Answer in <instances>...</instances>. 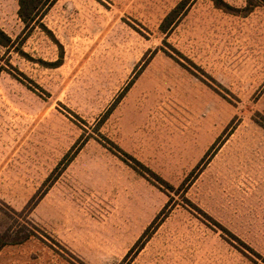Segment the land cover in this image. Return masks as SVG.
Returning <instances> with one entry per match:
<instances>
[{
	"label": "rangeland",
	"instance_id": "rangeland-1",
	"mask_svg": "<svg viewBox=\"0 0 264 264\" xmlns=\"http://www.w3.org/2000/svg\"><path fill=\"white\" fill-rule=\"evenodd\" d=\"M180 1L59 0L43 21L51 33L20 45L30 58L0 47V235L34 233L0 264L264 255V8L243 17L197 0L163 34ZM18 10L0 0L14 40Z\"/></svg>",
	"mask_w": 264,
	"mask_h": 264
},
{
	"label": "trees",
	"instance_id": "trees-1",
	"mask_svg": "<svg viewBox=\"0 0 264 264\" xmlns=\"http://www.w3.org/2000/svg\"><path fill=\"white\" fill-rule=\"evenodd\" d=\"M59 0H19V10H18V16L22 23L24 24V30L22 35L17 40H14L10 35H8L5 30L0 26V47L5 48L7 50H15L19 51L20 54L23 56L30 58L24 51L22 50V47L20 48V45H24L25 41L28 39L29 34L34 31L36 28L42 29V31L49 32V29L44 24V19L49 13V11L53 8V6L58 2ZM197 0H181L177 6L170 11V13L164 18L160 25V31L163 34L169 35L182 21V19L188 14L189 10L193 6V4ZM214 6L226 13L232 14V15H238L247 17L251 15L256 9L258 8H264V0H246V4L244 7H236L231 5L226 0H210ZM54 38V37H53ZM56 41V39H54ZM60 48H63L62 45L58 41H56ZM61 59H63L61 57ZM61 65V61H58L57 63L52 64L54 67H59ZM114 108V107H113ZM113 108L110 110L109 113L113 110ZM108 113V114H109ZM214 147V146H213ZM212 147V148H213ZM119 148V147H118ZM212 148L208 151V153L205 155V157L202 159V161L199 163V165L196 167V169L193 171V173L199 169L201 166V163L208 158L210 155ZM80 150V149H79ZM120 152L127 156V158H130L134 161L135 165L134 167L136 170L142 172L141 174H151L158 178V180H161L165 183L163 179H161L156 173H154L149 167L142 164L140 161L136 160L134 157L130 156L129 154L125 153L119 148ZM71 157L67 165H69L73 159L74 156ZM126 162L128 161L125 159ZM67 165H65V169L67 168ZM141 169L143 171H141ZM171 186V185H169ZM171 188H174L171 186ZM161 221H154L152 225L147 229V231L144 233V235L138 240V242L134 245V247L129 251L128 255L125 258V261L128 260L130 256L132 257V262L134 259L140 254V252L145 248L147 242L152 237V234L157 230L158 226L160 225ZM34 236V233L29 232L23 236L16 235L14 237L13 235L10 236H2L0 235V252L7 246L11 245H18L22 244L28 240H30ZM250 248V247H249ZM253 254L254 258L253 262L254 264H264V255L257 253L254 251V249H250Z\"/></svg>",
	"mask_w": 264,
	"mask_h": 264
}]
</instances>
